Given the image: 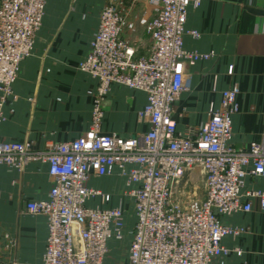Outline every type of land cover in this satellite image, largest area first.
Returning a JSON list of instances; mask_svg holds the SVG:
<instances>
[{
  "label": "built area",
  "instance_id": "2783aa9c",
  "mask_svg": "<svg viewBox=\"0 0 264 264\" xmlns=\"http://www.w3.org/2000/svg\"><path fill=\"white\" fill-rule=\"evenodd\" d=\"M45 1L0 0V119L7 97L15 98L17 65L29 54ZM200 1L146 0L155 10L145 24L150 46L137 56L121 37L120 0H104L90 49L77 65L97 79L89 129L43 149L0 140V164L16 170L31 161L48 165L52 185L46 198L26 203L28 213L46 219L41 264H104L106 240L121 237L124 213L119 207H87V197L100 193L86 181L113 167L127 184L137 185L128 191L135 221L125 264H220L217 258L227 253L221 239L241 229L222 225L219 215L248 211L253 200L264 210V189L242 192L246 176L264 180V141L245 148L229 142L231 116L238 111L237 86L221 91L219 107L210 103L200 125L178 131L172 117L185 64L212 55L183 48L187 9ZM111 83L146 94L137 118L148 123L147 131L130 137L101 133V104ZM194 168L203 182L199 202L197 185L190 180Z\"/></svg>",
  "mask_w": 264,
  "mask_h": 264
},
{
  "label": "crops",
  "instance_id": "0c3cea01",
  "mask_svg": "<svg viewBox=\"0 0 264 264\" xmlns=\"http://www.w3.org/2000/svg\"><path fill=\"white\" fill-rule=\"evenodd\" d=\"M103 1H45L29 54L17 65L15 98L7 97L2 106L0 140L43 149L89 129L97 79L77 65L90 49ZM120 11L121 37L137 56L145 54L150 46L145 24L154 8L146 0H120ZM184 30L185 50L212 55L184 66V87L173 102L177 130L205 122L209 104L218 108L221 91L236 85L238 111L231 116L229 142L245 148L264 141V0H201L188 7ZM145 101L142 90L111 83L101 104V133L130 137L147 131L148 123L137 118ZM190 180L203 183L198 168ZM51 185L43 161H31L21 170L0 164V264H41L46 219L28 213L26 203L45 199ZM86 186L100 193L87 197V207L123 210L121 237L107 238L103 263L125 264L135 221L134 197L128 191L137 185L127 184L113 167L108 174L90 175ZM253 189H264V180L246 176L242 192ZM251 202L248 211L219 215L222 225L241 229L221 239L227 253L217 258L220 264H264V210Z\"/></svg>",
  "mask_w": 264,
  "mask_h": 264
},
{
  "label": "rangeland",
  "instance_id": "374dc122",
  "mask_svg": "<svg viewBox=\"0 0 264 264\" xmlns=\"http://www.w3.org/2000/svg\"><path fill=\"white\" fill-rule=\"evenodd\" d=\"M204 196V191H203V186L202 183L199 182L197 183V190H196V200L199 202L200 200H202Z\"/></svg>",
  "mask_w": 264,
  "mask_h": 264
}]
</instances>
